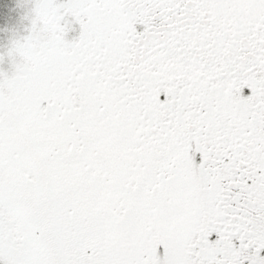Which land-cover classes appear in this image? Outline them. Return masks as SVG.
<instances>
[{
	"label": "snow or ice",
	"instance_id": "6c2138e0",
	"mask_svg": "<svg viewBox=\"0 0 264 264\" xmlns=\"http://www.w3.org/2000/svg\"><path fill=\"white\" fill-rule=\"evenodd\" d=\"M30 3L0 264H264V0Z\"/></svg>",
	"mask_w": 264,
	"mask_h": 264
},
{
	"label": "rangeland",
	"instance_id": "374dc122",
	"mask_svg": "<svg viewBox=\"0 0 264 264\" xmlns=\"http://www.w3.org/2000/svg\"><path fill=\"white\" fill-rule=\"evenodd\" d=\"M31 6L30 0H0V46L6 45L14 32L24 33Z\"/></svg>",
	"mask_w": 264,
	"mask_h": 264
}]
</instances>
